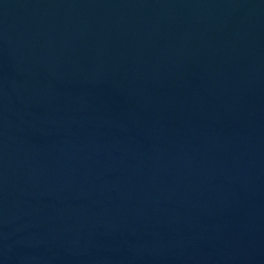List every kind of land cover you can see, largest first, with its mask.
Listing matches in <instances>:
<instances>
[{
  "label": "water",
  "instance_id": "water-1",
  "mask_svg": "<svg viewBox=\"0 0 264 264\" xmlns=\"http://www.w3.org/2000/svg\"><path fill=\"white\" fill-rule=\"evenodd\" d=\"M0 264H264V0H0Z\"/></svg>",
  "mask_w": 264,
  "mask_h": 264
}]
</instances>
